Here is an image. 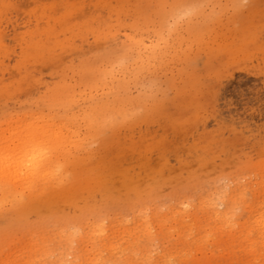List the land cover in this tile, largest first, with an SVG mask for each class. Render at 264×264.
<instances>
[{
	"label": "rangeland",
	"instance_id": "obj_1",
	"mask_svg": "<svg viewBox=\"0 0 264 264\" xmlns=\"http://www.w3.org/2000/svg\"><path fill=\"white\" fill-rule=\"evenodd\" d=\"M6 160L0 264H264V0H0Z\"/></svg>",
	"mask_w": 264,
	"mask_h": 264
},
{
	"label": "bare ground",
	"instance_id": "obj_2",
	"mask_svg": "<svg viewBox=\"0 0 264 264\" xmlns=\"http://www.w3.org/2000/svg\"><path fill=\"white\" fill-rule=\"evenodd\" d=\"M41 153L42 151H38V152H35V151H30L28 150L27 153L23 156L24 158L22 159L21 158H17V163H16V166H19V171H22L24 169V167L21 166V163L22 161H27V162H30V165L34 166L33 168H38L40 166L37 165L38 162H40L42 159L41 157ZM43 154V153H42ZM10 161L6 160V164L4 166H1L0 167V172L4 171L6 168H9L10 167V164H9Z\"/></svg>",
	"mask_w": 264,
	"mask_h": 264
}]
</instances>
